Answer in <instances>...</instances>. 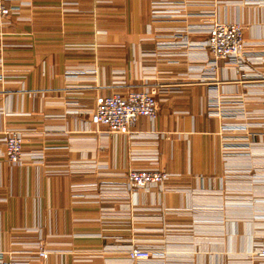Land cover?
Wrapping results in <instances>:
<instances>
[{
	"label": "crops",
	"instance_id": "0c3cea01",
	"mask_svg": "<svg viewBox=\"0 0 264 264\" xmlns=\"http://www.w3.org/2000/svg\"><path fill=\"white\" fill-rule=\"evenodd\" d=\"M151 1L4 0L23 10L0 20V136L42 138L26 144L21 164L6 162L0 140V250L20 264H136L125 253L134 241L162 252L148 264H251L264 241V133L235 135L223 128L234 118L208 114L210 98L230 99L228 109L260 100L264 63L236 73L221 61L200 79L189 66L202 49L154 40L217 17L240 22L246 51L264 55V7L161 0L172 13L155 26ZM144 87L157 89V115L139 117L136 136L91 131L95 94ZM40 147L44 157L30 158ZM141 166L169 173L164 188L111 189Z\"/></svg>",
	"mask_w": 264,
	"mask_h": 264
},
{
	"label": "built area",
	"instance_id": "2783aa9c",
	"mask_svg": "<svg viewBox=\"0 0 264 264\" xmlns=\"http://www.w3.org/2000/svg\"><path fill=\"white\" fill-rule=\"evenodd\" d=\"M244 4L264 7V0H241ZM151 22L157 26L166 19L169 10L163 9L165 2L161 0L151 1ZM23 10L22 7L6 5L4 0H0V20L9 17L12 13ZM29 10V9H28ZM178 13V10L174 11ZM195 32L205 35L201 41H189L188 33ZM155 44L157 49H177L194 47L203 50V60L190 65L189 69L199 73L200 79L214 78L219 63L226 61L234 64L235 72L246 67H254L264 63V55L251 51H246V42L243 37V26L237 21H221L217 17H212L202 23L186 24L178 27V30L170 34H155ZM174 54H158V56L171 57ZM1 67V64H0ZM4 78L0 70V80ZM123 85V82H119ZM157 89L154 87H144L139 90L115 89L106 94H95L94 106L89 112V123L93 125L91 131L101 133L99 127H106L108 134H127L130 137L136 136L132 131V126L139 117H146L153 120L157 115ZM230 99L210 98L209 115H220L235 117L236 108L228 109L222 106V102ZM240 110V109H239ZM224 130H233L234 124H225ZM0 140L4 144L3 157L9 164H21L25 155L26 144L40 143L41 137L27 136L18 129H7L1 133ZM29 157L41 160L44 157V147L31 149ZM155 160L154 157L151 158ZM170 174L150 166L130 167L125 173V182L119 185H112L111 189L124 193H133L140 189L147 191L151 187L164 188V183ZM77 195L74 194V197ZM36 256L46 259L51 252L42 247L39 243L34 245ZM129 261L136 264L153 263L158 261L162 252L158 247L144 242H131L125 249ZM251 264H264V241L254 245L251 251ZM16 255H8L6 251L0 250V264H20Z\"/></svg>",
	"mask_w": 264,
	"mask_h": 264
},
{
	"label": "rangeland",
	"instance_id": "374dc122",
	"mask_svg": "<svg viewBox=\"0 0 264 264\" xmlns=\"http://www.w3.org/2000/svg\"><path fill=\"white\" fill-rule=\"evenodd\" d=\"M250 98H252V100H250L248 109L244 107L245 110L243 108H240V110L239 108H236L235 110L236 113L234 119L236 120V122L234 123L235 125L234 134L235 135L244 134L252 138L254 136H258L259 134L264 133V126H256V125L249 126V124H247V123L255 124L256 122L264 123V95L260 96L261 98L260 100H254V96Z\"/></svg>",
	"mask_w": 264,
	"mask_h": 264
}]
</instances>
